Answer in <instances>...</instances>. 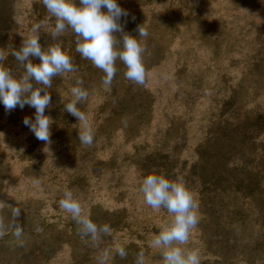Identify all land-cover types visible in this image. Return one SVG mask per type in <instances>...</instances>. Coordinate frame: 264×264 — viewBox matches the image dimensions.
Segmentation results:
<instances>
[{"label": "rangeland", "instance_id": "obj_1", "mask_svg": "<svg viewBox=\"0 0 264 264\" xmlns=\"http://www.w3.org/2000/svg\"><path fill=\"white\" fill-rule=\"evenodd\" d=\"M118 3L128 12L120 19L125 32L140 39L138 26L148 31L147 38L140 39L145 48L143 86L124 77L125 66L118 60L106 89L104 73L75 51L70 28L55 40L51 37L56 21L42 0H0V51L7 55V68L23 73L11 52L41 21V46L60 43L75 67L53 77L48 89L50 144L37 140L23 123L25 116L34 119V108L17 106L8 112L0 103V216L7 223L8 205L19 207L18 223L23 226L22 244L12 229L0 232V264H96L102 249L121 246L127 258L115 256L110 264H134L140 251L149 264H163L149 241L170 217L166 210L146 205L140 192L143 177L154 168L169 178L184 175L198 200L199 222L186 247L199 251L201 264L264 260V240L261 246L245 244L264 232V195L253 192L251 201L236 208L241 200L229 193L219 196L222 202L214 197L219 207H209L204 201L210 194L202 189V180L219 172L213 164L228 147L233 153L226 164L228 177L236 176L233 166L243 163L264 175V131L259 133L264 126V0ZM114 35L122 38L119 32ZM77 79L89 94L77 107L94 131L90 147L79 141L77 118L64 110ZM65 190L74 193L93 222L111 226L99 249L59 207ZM261 190L264 194V187ZM218 215L238 225L243 243L228 246L221 238L223 225L216 223Z\"/></svg>", "mask_w": 264, "mask_h": 264}, {"label": "clouds", "instance_id": "obj_2", "mask_svg": "<svg viewBox=\"0 0 264 264\" xmlns=\"http://www.w3.org/2000/svg\"><path fill=\"white\" fill-rule=\"evenodd\" d=\"M42 3L56 21L50 31L51 37L55 40L70 28L76 36L75 51L104 73L102 84L106 89L111 87L116 75L118 60L125 66L124 77L128 81L139 86L145 84V48L140 39L147 38L148 31L142 25L138 26L140 39L124 31L120 19L127 17L128 12L118 0H42ZM44 27L43 21L33 24L31 34L23 39L21 47L11 52L23 66L22 74L16 75L5 66L7 55L0 51V103L8 112L17 106L34 108V119L25 116L23 123L37 140L50 144L52 119L45 114L51 105L48 89L52 86L53 77L74 72L75 67L60 43L50 44L46 49L41 46L39 37ZM117 32L122 34V38L114 35ZM30 57H37L40 62L33 63ZM83 83L82 79L76 80V86L70 89L72 99L64 104V110L77 118L79 141L90 147L94 131L86 114L77 107L88 99ZM140 192L146 205L155 211L164 209L170 217L157 226V234L149 241V247L159 252L163 264H201L199 251L186 247L191 231L199 222V203L185 176L176 174L169 178L162 170L157 172L154 168L143 177ZM62 197L58 201L59 207L70 214L80 234L90 238L92 246L99 249L103 238L111 235V226L93 222L83 212L79 199L71 190H65ZM8 208L10 216L7 223L0 216V232L12 229V235L22 244L23 226L18 223L21 209L11 205ZM115 256L126 259L128 252L122 246L102 249L95 258L96 264H110ZM134 264H149L143 251L135 254Z\"/></svg>", "mask_w": 264, "mask_h": 264}, {"label": "trees", "instance_id": "obj_3", "mask_svg": "<svg viewBox=\"0 0 264 264\" xmlns=\"http://www.w3.org/2000/svg\"><path fill=\"white\" fill-rule=\"evenodd\" d=\"M263 116V115H262ZM262 123H264V120L262 121ZM264 125V124H263ZM264 131V126H262L261 130L259 131V133H262ZM258 133V132H257ZM258 133V135H260ZM228 147V145H227ZM223 149V148H222ZM231 148H227V150L222 151L220 157H217V159H215V161H217L216 163L213 164V168L217 169L220 168L219 172H212V177L210 179H203L202 180V189L204 190V194L208 193L210 196L207 200H211V201H204V204L208 205L209 207H216V206H220V204H218L217 202H215L214 197L219 198V196L221 195H225V194H229L231 193V195L236 196L235 200H241V202L235 203L233 201V203H235L236 208L238 206H241L245 203L246 200H250L251 201V196L252 195L254 197V195L252 194L253 192L255 193H259L260 196H263V191H260V188L264 187V175L262 173H260L259 171H255L253 170L251 167H249L248 164H241V165H236L233 166V171H235L237 174L236 176H234L233 178H230L226 175V170H228V167L226 168V164L230 163L231 158H229V155L231 156L233 153H231L232 151L229 150ZM228 156V157H227ZM219 158V159H218ZM222 169V172H221ZM242 170H249L248 171V175L246 176H240L238 174H240L242 172ZM203 193L202 195L205 196ZM213 195V196H211ZM230 195V194H229ZM219 202H222V199L219 198L218 199ZM203 204V205H204ZM252 204V202H251ZM255 205V203H253ZM263 204H264V200H263ZM256 206V205H255ZM262 211V209H261ZM215 212V211H214ZM218 212H222V209L220 208V210H218ZM217 225L222 224V231L221 232L223 234V236L221 237L223 240L226 241V243L228 244L229 247L231 246H237L240 242H244L243 239V234L241 231H239V227L237 224H231L230 222L227 223V220L224 218V220H221V216L218 215L217 216ZM227 223V224H226ZM229 225V226H228ZM230 228H232V231L230 230ZM41 229V228H39ZM11 230V229H10ZM238 231L240 234H238ZM3 232V231H2ZM226 236V238H225ZM258 240H254L252 237H249L248 242L245 243L246 245H248L249 243H258L259 246H261L262 241L264 240V232L262 234H259ZM5 240L7 238V236L4 237ZM225 238V239H224ZM8 242V241H6ZM233 242L232 245H229ZM241 244V243H240ZM244 249H247L246 246H242ZM252 248V247H251ZM247 263L251 264V262L249 260H246ZM264 264V260H260L257 259V261H255V264Z\"/></svg>", "mask_w": 264, "mask_h": 264}]
</instances>
